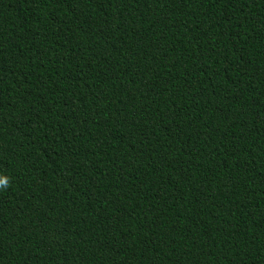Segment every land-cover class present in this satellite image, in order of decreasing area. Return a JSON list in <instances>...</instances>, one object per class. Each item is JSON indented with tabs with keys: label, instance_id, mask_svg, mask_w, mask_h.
Returning <instances> with one entry per match:
<instances>
[{
	"label": "trees",
	"instance_id": "obj_1",
	"mask_svg": "<svg viewBox=\"0 0 264 264\" xmlns=\"http://www.w3.org/2000/svg\"><path fill=\"white\" fill-rule=\"evenodd\" d=\"M0 264H264V0H0Z\"/></svg>",
	"mask_w": 264,
	"mask_h": 264
},
{
	"label": "clouds",
	"instance_id": "obj_2",
	"mask_svg": "<svg viewBox=\"0 0 264 264\" xmlns=\"http://www.w3.org/2000/svg\"><path fill=\"white\" fill-rule=\"evenodd\" d=\"M7 180L5 178L0 177V185H6Z\"/></svg>",
	"mask_w": 264,
	"mask_h": 264
}]
</instances>
